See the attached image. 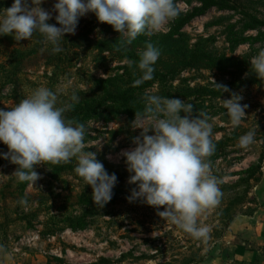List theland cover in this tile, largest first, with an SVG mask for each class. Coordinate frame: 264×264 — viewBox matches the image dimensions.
I'll return each mask as SVG.
<instances>
[{
	"label": "rangeland",
	"instance_id": "374dc122",
	"mask_svg": "<svg viewBox=\"0 0 264 264\" xmlns=\"http://www.w3.org/2000/svg\"><path fill=\"white\" fill-rule=\"evenodd\" d=\"M218 1L228 6L208 10L172 36L175 21L201 6L198 0H175L180 8L176 18L121 51L116 50L120 34L91 12L82 17L76 36L65 35L60 53L53 54L51 45L35 37L38 32L19 42L11 35L0 36V109L14 107L41 86H63L59 103L71 102L73 92L79 97L97 93L94 86L102 79H118L129 88L141 74L139 53L151 42L161 55L141 98L148 90L193 104V117L199 112L210 117L213 142H224L218 156L207 157L222 193L220 203L198 218L211 226L207 240L194 239L161 218L156 208L127 199L136 185L128 183L122 152L135 146L133 138L142 131L132 129L134 119L118 116L85 123L84 151L96 153L105 170L117 176L113 198L103 208L92 200L91 186L75 175L58 176L39 165L35 171L40 178L23 188L11 176L17 166L0 158V264H93L101 259L112 264H242L234 247L244 240L241 226L264 210V78L250 64L264 48V36L255 41L264 32L257 24L264 23V0ZM13 2L0 0V9ZM54 2L44 0L41 7L52 12ZM52 15L50 21L56 24V13ZM15 48L24 56L13 58ZM126 60L133 62L131 67ZM214 81L230 92L217 89ZM232 92L248 105L237 127L222 103ZM249 130L256 131V143L242 149L238 139ZM7 151L0 144V153ZM25 197L28 204H19ZM80 220L84 228H79Z\"/></svg>",
	"mask_w": 264,
	"mask_h": 264
},
{
	"label": "clouds",
	"instance_id": "9594fccd",
	"mask_svg": "<svg viewBox=\"0 0 264 264\" xmlns=\"http://www.w3.org/2000/svg\"><path fill=\"white\" fill-rule=\"evenodd\" d=\"M43 3L14 0L11 7L0 9V36L11 35L19 42L30 40L38 32L43 43L51 45L53 54L60 53L65 35L74 34L80 18L91 12L100 23L111 25L120 34L116 50L121 51L138 36L159 32L180 13L175 0H55L52 12L42 8ZM53 12L56 24L49 23ZM160 55L153 43H145L137 64L141 74L132 87L154 78V65ZM125 63L131 67L133 62ZM250 64L251 71L259 79L264 78V48L250 59ZM214 86L223 93L230 92L226 85L214 81ZM62 91L63 86L56 90L41 86L14 107L0 109V143L8 149L0 153V158L17 166L11 175L17 182H29L30 186L40 178L37 166L67 163L75 158V173L91 186L92 200L103 208L113 198L117 176L105 170L96 153L84 151L85 124L65 117L80 97L73 92L71 102L59 103ZM142 100L144 109L136 112L131 124L133 130L142 131L133 138L135 146L122 152L130 173L128 183L136 185L127 199L156 208L161 218L194 239L207 240L211 226L198 218L218 205L222 195L221 181L211 174L207 159L216 147L210 117L203 112L193 117V104L150 94L148 90ZM242 100L243 96L235 92L230 99L222 100L233 127L246 116L248 105H242ZM255 136L256 131L249 130L239 137L237 146L249 148L256 143ZM18 203L27 205L28 200L25 197Z\"/></svg>",
	"mask_w": 264,
	"mask_h": 264
},
{
	"label": "trees",
	"instance_id": "16d2710c",
	"mask_svg": "<svg viewBox=\"0 0 264 264\" xmlns=\"http://www.w3.org/2000/svg\"><path fill=\"white\" fill-rule=\"evenodd\" d=\"M201 4L199 9H196L194 12L184 15L183 17L177 19L174 23V26L171 31V35H178L180 32L186 27L188 23H190L196 17L203 15L208 10L215 8V7H223L228 5H221L218 0H198ZM51 24L53 21H49ZM82 24V17L79 20L77 30H81ZM257 24L260 26H264V23L257 21ZM250 30H257L258 27L252 28ZM34 35V34H33ZM68 36H76L74 34H67ZM35 37H40L43 39L41 34H35ZM264 32L260 31L259 36L256 37L255 41L263 40ZM19 55L24 56L21 54V50L15 48L13 50V58L18 57ZM118 81V79L108 78L106 80H100L97 86L94 88L97 90V93H81L80 100L78 103H75L72 110L65 113L66 119L77 121L80 123L85 124L90 120H103V121H110L118 116H126L130 119H135L136 112H142L144 109V104L142 103L141 93L146 87L151 85V82H145L144 84L136 87L131 88H124ZM116 82V83H115ZM215 143V151L212 154L213 156H218L219 148L224 145L223 141L214 142ZM4 145L3 143H0ZM44 167L48 168L51 172L55 175H65L71 174L75 175L80 178L74 171L76 166V160H71L67 163H60V164H52L47 163L43 165ZM82 179V178H80ZM21 186L24 188L26 187L29 182H20ZM80 222L79 228H84L85 223L83 221ZM93 264H112L111 261L107 259H101L98 263Z\"/></svg>",
	"mask_w": 264,
	"mask_h": 264
},
{
	"label": "crops",
	"instance_id": "0c3cea01",
	"mask_svg": "<svg viewBox=\"0 0 264 264\" xmlns=\"http://www.w3.org/2000/svg\"><path fill=\"white\" fill-rule=\"evenodd\" d=\"M241 232L244 240L235 244V255L242 264H264V210L246 219Z\"/></svg>",
	"mask_w": 264,
	"mask_h": 264
}]
</instances>
